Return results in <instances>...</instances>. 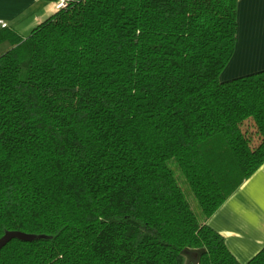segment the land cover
Wrapping results in <instances>:
<instances>
[{"label":"trees","instance_id":"obj_1","mask_svg":"<svg viewBox=\"0 0 264 264\" xmlns=\"http://www.w3.org/2000/svg\"><path fill=\"white\" fill-rule=\"evenodd\" d=\"M236 31L237 0L67 1L0 30V238L35 236L0 264H240L168 164L204 219L264 164V70L220 80Z\"/></svg>","mask_w":264,"mask_h":264},{"label":"crops","instance_id":"obj_2","mask_svg":"<svg viewBox=\"0 0 264 264\" xmlns=\"http://www.w3.org/2000/svg\"><path fill=\"white\" fill-rule=\"evenodd\" d=\"M62 0H0V22L22 38L59 8ZM77 1V0H66ZM264 70V0H237L236 45L221 81ZM240 264L264 247V164L209 218Z\"/></svg>","mask_w":264,"mask_h":264},{"label":"rangeland","instance_id":"obj_3","mask_svg":"<svg viewBox=\"0 0 264 264\" xmlns=\"http://www.w3.org/2000/svg\"><path fill=\"white\" fill-rule=\"evenodd\" d=\"M169 166L171 167L174 176L178 182L179 187L181 188L186 200L188 201L190 207L192 208L193 212L195 213L196 217L198 218V220H202L203 219V214L194 198V195L184 177V174L182 173L181 168L179 167V165L175 162V159H172L170 161H168ZM189 261V259H188ZM187 264H192L190 262H188Z\"/></svg>","mask_w":264,"mask_h":264},{"label":"water","instance_id":"obj_4","mask_svg":"<svg viewBox=\"0 0 264 264\" xmlns=\"http://www.w3.org/2000/svg\"><path fill=\"white\" fill-rule=\"evenodd\" d=\"M17 239L20 241H31L35 239L34 235L26 234L19 231H9L6 232L1 238H0V251L12 240Z\"/></svg>","mask_w":264,"mask_h":264},{"label":"built area","instance_id":"obj_5","mask_svg":"<svg viewBox=\"0 0 264 264\" xmlns=\"http://www.w3.org/2000/svg\"><path fill=\"white\" fill-rule=\"evenodd\" d=\"M67 1L66 0H62L61 2H59V4L57 5L58 8L64 7L66 5ZM0 27L1 28H6L7 24L4 22H0Z\"/></svg>","mask_w":264,"mask_h":264}]
</instances>
